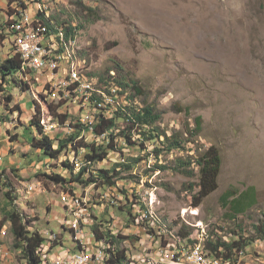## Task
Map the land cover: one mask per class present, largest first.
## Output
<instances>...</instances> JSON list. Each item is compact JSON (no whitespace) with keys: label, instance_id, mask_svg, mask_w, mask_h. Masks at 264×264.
<instances>
[{"label":"rangeland","instance_id":"1","mask_svg":"<svg viewBox=\"0 0 264 264\" xmlns=\"http://www.w3.org/2000/svg\"><path fill=\"white\" fill-rule=\"evenodd\" d=\"M22 1L26 3L27 0ZM13 3L17 10L21 9L18 0H0V23L5 20L8 5ZM38 9L44 11L45 18L52 17L58 28L62 23L80 28L73 41L58 39V35L65 37L62 30L48 29L47 35H53L47 36V49L60 55L51 86L56 81V87H63V79L68 80L72 72L82 79H94L92 102L104 94L115 114L120 106L126 105L131 92L134 107L149 105L160 113V120L153 128L183 141L184 148L163 151L157 156L153 149L156 145L162 146L164 136L160 141H152L149 138L152 127L147 125L142 136L136 131L130 133L131 143L127 144L122 138L115 140L120 153L110 152L106 160L88 165L91 173L97 174L100 169H110L121 163L117 167L118 176L113 178V192L124 199L127 216L139 225L125 229L121 235L133 237V230H141L142 226H146V233H153L154 225L166 241H192L194 235L205 229L209 232L205 235L207 244L218 240L229 243L237 240L238 235L244 236L250 246L234 249L237 264H264V239H249L256 232L255 225L264 221V0H34L24 11L25 35L34 26ZM45 28L36 29L42 33ZM10 41H0V63L11 55L18 37L14 46ZM31 72H18L15 78L24 82L35 79L31 86H38L37 81H40L37 91L47 96L45 85L51 80L50 73L37 76L36 71ZM105 72L103 76L96 75ZM116 77L129 85L122 86ZM133 83L141 89L140 93H135ZM4 88L3 96H9L6 93L9 92L11 102L8 103L9 100L0 93V170L3 173L0 176V218L7 205L6 183L11 182L17 194L15 206L24 214L28 228L58 231L62 215L72 209L73 216L84 214V217H77V220L69 217V225H76L77 236H69L68 245H77V237L85 236V223H89L86 226L88 242L97 251L102 239H96L92 226L100 224V218L107 216L105 227L114 232L118 229L115 213H110L116 208L111 206L110 200L99 199L109 184L101 178L98 182L91 181L88 171L80 182L68 181L66 185L36 177V171L50 173L41 169L56 168L65 161L74 171L63 166L59 168L63 167L62 173L70 178L88 164L85 154L90 151L78 149L77 155L74 150L68 155L63 151L61 161L55 159L43 167L39 162L45 156H40L39 149L31 145L33 139H39L41 135L30 124L37 111L40 120L39 114L44 107L37 105V110L31 92L23 91L18 84ZM113 90H116V96L112 95ZM39 100L42 102V97ZM50 100L54 102L52 96ZM94 104L88 106L90 116L99 112ZM60 106L58 111L63 112L64 103ZM45 112L48 116L47 109ZM66 113L69 115L67 123L63 127L58 124L54 133L63 130L67 133L65 136L81 131L75 141L102 144V141H91L96 139L91 127L82 130L80 118ZM11 114L16 120L15 127L8 124ZM197 116L201 118V127L198 134L192 136L190 129L194 128ZM54 122L60 123L53 119L51 124ZM119 122L117 119V124ZM51 124L42 127L44 133L50 134ZM118 130H112L113 134L116 135ZM110 131L106 130L104 136L107 137ZM140 141L144 147L136 150ZM211 146L219 150L222 159L218 187L195 207L193 195L199 189L198 166L193 164L190 168L194 173L187 175L183 169L175 168L177 158H196ZM137 157L142 159L133 167L128 164L121 168L129 159ZM33 165H37L34 173ZM153 165H165L166 168L154 169ZM40 188L45 192L40 193ZM60 192L67 193V199L62 201L64 206ZM224 192L237 196L246 192L247 197L255 194L256 203L244 213L235 214L230 206L223 204L221 196ZM81 196L83 203H79ZM246 203L248 200L244 198L239 202L240 206ZM127 207L130 211L133 207V214ZM183 211L186 223L182 218ZM164 216L175 222L183 221L184 227L189 229L184 230L174 221L170 226ZM156 221L160 222L159 226ZM61 223L68 226L67 221ZM172 235L176 239L170 240ZM64 236L67 240L68 232ZM58 240L52 233L48 246L43 242L44 264H53L51 255L56 253V246H49ZM118 240L115 246L124 249L127 259L134 264H142V258L150 248H162V240L140 239V248L129 254L125 239ZM13 243L10 223H6L0 234V246L5 252L4 258L0 257V264H25L21 250ZM104 245L106 250L109 245ZM161 259L162 251H155L145 264H159Z\"/></svg>","mask_w":264,"mask_h":264},{"label":"trees","instance_id":"2","mask_svg":"<svg viewBox=\"0 0 264 264\" xmlns=\"http://www.w3.org/2000/svg\"><path fill=\"white\" fill-rule=\"evenodd\" d=\"M14 1V0H12ZM36 2H39V0H36ZM19 6H20V10H22V15H24V11L26 9L25 6H27V2L25 3L24 1L18 0ZM10 5V4H9ZM11 7V6H9ZM20 10H13V9H8V13L9 16L13 17V20H20ZM45 17L44 16V11L42 9H38L37 14H36V22H33L34 26L37 27H47L51 28L52 25L48 22H45V24H43V20L39 17ZM40 19L42 21H40ZM62 30L65 33V36L67 38H75L76 36V32L78 29H80L79 27H74L71 26L70 24H65L62 23ZM1 28H3V26H0ZM47 27L45 28V30L42 33H45L46 36H52V34H48V29ZM53 28V27H52ZM13 32L11 29H8V27H4V29L2 30V32L0 33V41L3 42L7 37H9L10 35H12ZM49 38V37H48ZM55 38V37H54ZM57 38L61 39V38H65L62 35H58ZM66 39V38H65ZM17 40V37H13V46L15 45ZM19 71H22V60L20 59V56L15 54V55H11L8 56L5 60L2 61V63H0V73H1V78H0V91H3L5 89H3V83H5L8 88L10 89L11 87H13V85L18 84L19 87L21 86V89L23 91H26L29 89V85L31 86V84L34 83L35 79L33 80V78H30L27 82L24 81H20L19 79L15 78V74L18 73ZM34 72H31V75H33ZM117 82H119L122 86H128L129 82H126L122 79H117ZM134 87V88H133ZM133 89L135 90V93H140L141 89L138 87L137 84L133 83ZM32 88V87H31ZM8 89V91H9ZM32 92V99L36 100L37 103L41 106L44 107V109L42 110L41 108V115H46L45 110L47 109L48 112V116H51L52 119H56L58 120L60 123H65L66 119L68 118V113H59L58 112V108L60 107L61 104H57V106H55L54 108V104L52 103H48L47 100L44 98L42 93H36L31 89ZM131 92L129 93V95L127 96V101H126V105L124 106H120L119 109L117 110L116 114L114 117L112 118H106L104 117L101 113H99L97 116H99L100 118H105L104 121H100V131H106V130H118V133L115 135L113 134L114 132L110 131L111 133L108 134L107 138H108V145L101 151V152H97L98 150H100L102 148V144L100 145H96L95 142H87L86 144L83 142V140L80 141L77 140L75 141L77 138V135H70L67 137H62V135H56L55 138L58 140L59 144L55 149L51 148L52 145V140L48 138V136H42L39 139H33L31 145L33 147L36 148H41L43 150V154L45 156H53V157H57V156H61V154L63 153V151L68 155V153L71 150L75 151V155H77V150L78 149H83V148H87L90 152L85 154L86 157V162L88 161V164L85 166H82L79 171L77 172L76 175H73L70 178H66L64 176H62V174H60L59 172H55L52 171L51 173H46V172H40V171H36L34 174L36 177H39L40 179H47L53 183H58V184H65L68 181H77L80 182V179L82 178V176L85 174V172L88 171L89 176H90V180L92 181H96L98 182V179L101 178L103 179V181H107L108 184H111L113 181L111 177L115 176V174H111L110 176L107 175L109 173L108 169H104V170H99L97 172V174H92L91 171L89 170V166L90 163L92 162H101L103 160H106V158H108L110 152H119L118 148H117V144L115 142V140L117 138H122L124 142H129L130 141V133L132 131H137L135 130L136 127H132L131 129H128V125L129 124H133L135 123V119L136 122L138 123V128L142 129V132L144 133L142 128L143 124H149L151 125V130H150V136L149 138L152 141H160L162 135L164 136V140H161V145L162 146H155V149L153 150V152H156L158 155H160L159 153L163 152V151H171L172 149H180V148H184L183 144H182V140L176 138V137H171V136H165L163 131H160L159 128H153L154 124L160 120V113L158 111H155V108L153 106H149L146 105L142 108H136L133 105V96L131 97ZM135 95V94H134ZM42 97V102H39V98ZM136 99V98H134ZM11 101V97H10V93L9 96H7V99ZM8 101V102H9ZM49 105V106H48ZM37 108V106H36ZM38 110V108H37ZM51 110H53L52 112H50ZM141 110V111H140ZM134 111H139L135 113V119H134ZM67 114V115H66ZM67 116V118H66ZM62 119V120H61ZM117 119L120 120L119 124H117ZM40 120H38V114L34 115L31 121L32 127H36L37 130L40 132ZM117 125H120V127H118ZM41 126V125H40ZM201 127V118L200 116H197L196 120H195V126L193 129H190V135L194 136L196 134H198L199 129ZM42 128V126H41ZM74 128L78 129L79 126H74ZM80 129V128H79ZM43 130V128H42ZM160 131V132H159ZM96 133V132H95ZM76 136V137H75ZM14 137V136H13ZM14 138H12V140H14ZM159 139V140H158ZM71 141V144L68 146L67 141ZM80 142V143H79ZM128 144V143H127ZM70 147V148H67ZM78 147V149H77ZM67 149V150H66ZM76 149V150H75ZM120 153V152H119ZM118 164L120 165L121 163H117V166H115V168L118 170ZM193 164H196L198 166L199 169V189L198 191L193 195V205L195 207L199 206L201 204V202L203 201V199L208 196L211 192H213L217 187H218V175L220 173L221 170V166H222V159L219 153V150L215 147V146H211L209 147L207 150H205L202 154H200V156L194 158L193 156H187V158H177V165L175 166V168L178 169H183V171L187 174V175H192L194 173L193 169L190 168ZM166 168L165 165H156L154 166L155 168ZM68 169L70 168L71 170L74 171L73 166H69L67 167ZM82 168H84L83 173L80 171ZM114 171V169H113ZM2 170H0V176L2 175ZM74 174V173H73ZM75 177V178H74ZM38 180V179H37ZM103 182V183H104ZM106 183V182H105ZM67 184V183H66ZM65 184V185H66ZM7 186V190L4 192V196L7 200V205L5 206L6 208L2 209V217L0 218V233L3 230L4 226L6 225V223H10V230L11 233L13 234L14 237V243L13 246L17 249H20L23 255V258L25 260V264H44V259L41 255L42 253V245L43 242H45V245H47L46 241L48 240V234L54 233L58 236V241H66V238L64 236V233L68 232V236H70L72 238L73 236V231L70 230V227H68L67 225L63 224V223H59V230H48L46 229V235L44 232V235L40 234L38 230H31L30 228L27 227V220L23 217L22 213L16 208L15 206V200L17 199V194L15 193L16 189H14L13 187V183L8 182L6 183ZM191 187V186H190ZM247 199L248 203L243 204L240 206L239 202L242 199ZM129 199V198H128ZM221 199L223 201V204L225 206H230L231 209L233 210V212L235 214H240V213H244L248 208L252 207L255 203H256V198H255V194L250 195V197L246 195V192H242L240 193L238 196L236 195V193H231V192H224L221 196ZM230 199V200H229ZM228 201V202H227ZM140 209V208H139ZM138 209V212L140 214V210ZM131 214H133V207L131 209V211L129 212ZM31 221V220H30ZM84 222H81V225H83ZM156 225L159 226L160 222L156 221L155 222ZM134 226H139L138 223L136 221L133 222ZM93 232H94V236L96 237V239L100 240H104L109 247H107V257L101 261L104 262V264H134V262H131L130 260L127 259L126 255H125V250L121 249L118 246H115L116 242H118L119 238L124 239V238H132V235H125L122 236L121 234L124 232H114L111 231L109 228L104 227V229H101V224H97L94 225L92 227ZM118 230V229H117ZM255 234L253 236H251V238H249L250 240L252 239H257V238H263L264 239V221H262L261 223L255 225ZM115 233V234H114ZM237 235V234H234ZM238 239L236 240H232L229 243H226L224 241L218 240L215 243L213 242H208V246L213 250V251H219L218 248L220 246H223L224 251L222 252L223 255L229 257L230 255H232V250L233 249H241V248H245L248 244V239L244 238V236H239L238 235ZM68 239H70L69 237H67ZM67 239V240H68ZM253 240V241H254ZM58 241H55L54 244L50 243L49 247H55L59 244ZM72 245V244H71ZM111 252H110V251ZM109 252V253H108ZM124 261H127L124 263ZM51 262H49L48 264H50Z\"/></svg>","mask_w":264,"mask_h":264},{"label":"built area","instance_id":"3","mask_svg":"<svg viewBox=\"0 0 264 264\" xmlns=\"http://www.w3.org/2000/svg\"><path fill=\"white\" fill-rule=\"evenodd\" d=\"M12 9L14 3L10 5ZM11 20V22H10ZM24 15L20 10V20H13V16L10 17L6 14L4 22L0 24V33L4 27H10L13 32L12 37H18V45L14 48V53L19 54L22 62H28L32 65V70H36L37 76H47L49 74V67L51 64V54L47 52V36L45 33H39L36 30V40H29V36L25 35L23 31ZM37 64H44V71H37ZM84 89L91 81L88 78L83 77ZM53 88L54 108L57 103H64L63 112H70L71 116L79 117L82 122V130L85 127H92V132H96V139L91 141H102V148L97 152H101L108 145V138L104 136V131H100V121H104L105 118L99 116H90L88 113V106H93V102L90 99L75 100V93H77L74 86V79L70 80L63 87H56V81L54 86H46ZM99 99H104L102 95H99ZM106 100V99H104ZM51 110L50 112H52ZM54 130H50V133ZM58 134H62L64 137V131H57ZM81 132V131H77ZM85 144L87 142H84ZM135 149V146H134ZM132 158V153H130ZM123 160V155L122 159ZM37 166V165H36ZM35 169V168H34ZM146 169V168H145ZM82 173L84 168L80 170ZM115 179H113L114 181ZM137 190V189H136ZM45 192L44 188H40V193ZM59 198L62 203L64 199H67V193H59ZM99 199L110 200L112 207H115V219L118 220V230L116 232H124L125 229H133L132 217H128L126 210H124V199L119 198L116 192H113V183L109 184L107 188L103 190V196ZM79 203H83V196L80 197ZM86 205V203H84ZM67 214L63 216L61 221H67L68 227L73 231V235H76V225H69V217H84L73 216L72 209H67ZM125 214V218H121L120 213ZM184 212V211H183ZM192 212V211H191ZM198 221V220H197ZM101 229L107 224V216L100 218ZM150 225H153L150 223ZM86 226L89 223H85V237H77V245H68L66 241H58L56 246V253L51 255V261L53 264H104V262H98L96 258V250L94 245H90L88 242V235L86 234ZM115 232V233H116ZM114 233V234H115ZM47 233L45 232V235ZM205 235H209L207 229L205 232L194 235L192 241H166L162 234H158L153 225V233H146V226H142L141 230H133L132 238H124L125 246H129V254L140 248V239L149 240H162V248H150V252L146 257L142 258V264H145L150 258L151 253L155 251H162V259L159 264H237L234 259V249L232 255L229 257L223 255L224 248L220 246L219 251H213L207 243H205ZM77 236V235H76ZM48 240L50 241V234H48ZM48 243V241H46ZM5 252L0 246V257L4 258Z\"/></svg>","mask_w":264,"mask_h":264},{"label":"clouds","instance_id":"4","mask_svg":"<svg viewBox=\"0 0 264 264\" xmlns=\"http://www.w3.org/2000/svg\"><path fill=\"white\" fill-rule=\"evenodd\" d=\"M22 1V0H21ZM40 1V0H39ZM27 2V6H25V7H28L29 5H31L32 3H34V0H27L26 1ZM8 6H10V5H8ZM10 9H12L11 7H9ZM8 8V9H9ZM8 13V11H6V14ZM8 15H9V13H8ZM42 20H43V22L45 23V22H48V23H50L51 25H52V27L51 28H48L47 27V25H46V27H47V29H51V30H55L56 32H58L59 30H62V28H58L57 27V25L55 24V22L52 20V17H49V18H45V17H41V16H39ZM10 22H11V20H10ZM2 23V22H1ZM0 23V24H1ZM56 28V29H55ZM8 29H10V27H8ZM62 32L64 33V31L62 30ZM13 35V34H12ZM12 35H10L9 37H7L3 42L5 43V41L7 40V39H9V40H11L10 41V43L11 42H13V40H12ZM64 36H65V33H64ZM65 38H66V40H71V41H73V39H75V38H67L66 36H65ZM3 43V44H4ZM10 54L13 56V55H15V53H14V48H13V51H11L10 52ZM11 55H9V56H11ZM17 55H19V54H17ZM8 57V56H7ZM21 59V58H20ZM107 72H105V73H98V74H96V75H101V76H103L104 74H106ZM109 73V72H108ZM34 77V76H33ZM101 78H103V77H101ZM41 79V78H40ZM39 79V80H40ZM117 79H119L118 77H116L115 78V80L117 81ZM38 82V86H41V83H40V81H37ZM3 85V89H5L4 87H6L7 85L5 84V83H3L2 84ZM38 86H34V87H32V86H30L29 85V89L28 90H26L25 92H31V89L33 90V91H37V89L39 88ZM32 87V88H31ZM134 88V87H133ZM3 92H4V90H3ZM7 93V95H9V92H6ZM31 94H32V92H31ZM2 96H3V93H2ZM4 97V96H3ZM4 99L6 100L7 99V97L5 96L4 97ZM34 102H35V106H37V105H39L38 103H37V101L36 100H33ZM11 101H9L8 103H10ZM13 103V102H12ZM49 106V105H48ZM142 108L143 107H141V110H142ZM140 110V111H141ZM15 112V111H14ZM136 112H139V111H134V119H135V113ZM37 114H38V111H37ZM13 114H11V121L10 122H8V124L9 125H11L12 127H15L16 126V120H15V118H13V116H12ZM40 116H41V114H39ZM62 120V119H61ZM147 125H149V124H143L142 125V128H144L145 129V127L147 126ZM136 127V129L135 130H137L136 132H138V133H140V135L143 133L142 132V129H140V128H138V123L136 122V119H135V123H134V125L133 124H129L127 127H128V129H131L132 127ZM39 127H40V132L38 131V133L41 135V137L42 136H48V138L49 139H51L52 140V145H51V148L52 149H55L57 146H58V144H59V142H58V140L55 138V136L56 135H58V134H56V133H54V132H52V133H50V134H47V133H44V131L42 130V128H41V126L39 125ZM78 134V132H74V133H72V134H69V135H65L64 137H67V136H70V135H77ZM61 135V134H60ZM142 136V135H141ZM76 137V136H75ZM71 141L72 140H70V141H67V144H68V146L71 144ZM142 141V140H141ZM140 141V143H139V145H137L136 146V150H137V148L139 147V148H143L144 147V144H143V142H141ZM80 143V142H79ZM56 145V146H55ZM67 148H70V147H67ZM39 149V155L40 156H45L44 154H43V150L41 149V148H38ZM77 149H78V147H77ZM76 150V149H75ZM154 150V149H153ZM155 154V153H154ZM157 156H159V155H157ZM156 156V157H157ZM0 157H1V155H0ZM60 158V155L59 156H57V157H53V156H45L44 158H43V160H41L39 163H41L42 162V165H43V167H45V166H48V165H44V164H46V163H48V162H50V161H55V159H59ZM142 158H139V157H137V158H134V159H129V162L127 163V164H123L122 166H121V168H123L125 165H131V167H133V164H135V163H137V162H139L140 160H141ZM143 159H148V158H143ZM60 160V159H59ZM58 160V161H59ZM57 161V160H56ZM61 161V160H60ZM61 162H63V164L61 163ZM60 163H59V165H57L56 166V168H54V167H49V168H44L45 170H42L41 169V171H50V173L52 172V171H55V172H58L59 170H60V166H63V167H69L68 166V164H67V162H65V161H61ZM31 165V164H30ZM35 166L36 165H33L32 166V169H33V173L35 172ZM63 167H61V168H63ZM126 167H128V166H126ZM153 168H154V165L152 166ZM52 169H57V170H52ZM113 169H114V171H113ZM62 171H63V169H61ZM101 170H104V169H101ZM109 170V173L107 174V175H109L110 176V174H115V176H112L111 177V179L114 177V178H116L117 176H118V174H119V170H117L115 167H112V168H110V169H108ZM63 174V173H62ZM152 174V173H151ZM62 176H64V174L62 175ZM65 177V176H64ZM72 177V176H71ZM75 178V177H74ZM73 181H75V180H73ZM113 181V180H112ZM29 183H31V182H29ZM28 183V184H29ZM106 183H107V181H106ZM113 184H115V182L113 181L112 182ZM66 184V183H65ZM108 184V183H107ZM27 187H28V185H27ZM158 191H159V189H158ZM26 192L27 193H33V192H29V191H27L26 190ZM158 198H159V196H158ZM159 203H160V199H159V202L157 203V207H158V211H159ZM63 204V203H62ZM63 206H64V204H63ZM127 211L128 212H130V210H129V208L127 207ZM192 211V210H191ZM184 213L185 212H183V214H182V216L184 215ZM66 214V212L62 215V217H61V220L63 219V216ZM193 214V213H192ZM22 215H23V217L25 218V216H24V214L22 213ZM162 215V214H161ZM194 215H198V213H195ZM120 216H121V218H125V215H124V213H120ZM166 219H167V221H168V223L170 224V226H171V224H172V221H174V220H169L166 216H164ZM183 218V221L186 223V219L184 218V216L182 217ZM183 221H174L175 222V224L176 225H181V227L183 226V229L185 230H188L189 228L188 227H184V225H183ZM60 223H61V221H60ZM188 224V223H187ZM94 225H97V224H94ZM93 225V226H94ZM189 225V224H188ZM92 226V227H93ZM191 226V225H190ZM191 229V228H190ZM46 230V229H45ZM45 230H38L39 231V233L40 234H42V235H44V232H46ZM3 231V230H2ZM1 231V232H2ZM1 234V233H0ZM69 237V236H68ZM236 237V236H235ZM258 239V238H257ZM260 239H263V238H260ZM233 240H235V239H233ZM69 241V239L68 240H66V242H68ZM232 241V240H231ZM247 246H250V245H247ZM6 250V249H5ZM7 251V250H6ZM3 258V257H2Z\"/></svg>","mask_w":264,"mask_h":264},{"label":"bare ground","instance_id":"5","mask_svg":"<svg viewBox=\"0 0 264 264\" xmlns=\"http://www.w3.org/2000/svg\"><path fill=\"white\" fill-rule=\"evenodd\" d=\"M26 17H27V14H26ZM37 28L41 29L42 26L37 27ZM36 30L37 29H36L35 26H32L31 27V29L29 30V32L27 34V36H29V40H36ZM17 45H18V43H17ZM57 50H58V48H57ZM57 50H56V52H57ZM47 52L50 53V51H48V49H47ZM50 54H51V64H52V66H50L49 68L55 72V68L58 65V62L60 61V55H58V54H52V53H50ZM25 64H27L28 66L32 67V65L31 64H28V62H25ZM43 68H44V64H37V69H43ZM19 73H21V71H19ZM72 79H74V86L76 87V90H77V93H75V96H76L77 100L90 99V96H91V98L94 97L93 96V93L95 91V88H94V79L90 80L91 83H89L88 84V87H86V91L83 90L84 89V81H83V79L76 72H72L71 73V76L69 77L68 80L67 79H63L64 86L67 83H69L70 80H72ZM91 88L93 90V93H92ZM115 91L116 90H113V93H112V95H114V96H116ZM38 93H40V92H38ZM102 97L104 99H106L104 94L102 95ZM44 98L49 103V101H48V99L46 98L45 95H44ZM104 99L94 100L93 103H95L94 105H96L98 107L99 113H101L104 117H106V118H112L115 115V111L112 110V108H111L112 106L110 105L109 100H107V99L104 100ZM91 100H93V99H91ZM52 104H54V103H52ZM57 104H62V103H57ZM59 113H63V112H59ZM64 113H66V112H64ZM41 116H46V115L43 114ZM66 118H67V116H66ZM91 130H92V127H91ZM76 202H78V200H76ZM79 237H85V236L81 234ZM173 239H176V238L173 236L172 239H170V240H173ZM176 241H178V240H176ZM104 244H107V243L105 241L101 240L100 241L101 248L96 251V258H97V261L98 262L103 261L107 257V250H105L106 247H105ZM139 264H141V263H139Z\"/></svg>","mask_w":264,"mask_h":264},{"label":"crops","instance_id":"6","mask_svg":"<svg viewBox=\"0 0 264 264\" xmlns=\"http://www.w3.org/2000/svg\"><path fill=\"white\" fill-rule=\"evenodd\" d=\"M25 70H29L30 72L31 71H36V70H32V67H30V66H28L27 64H25V62H22V71H21V74L22 73H24L25 72ZM37 71H44V68L43 69H37ZM36 73V72H35ZM49 73H50V81L49 82H47L46 83V86H51V83H54V79H55V76H56V74L57 73H55L53 70H51L50 68H49ZM49 78H47V79H49ZM62 79H63V77H62ZM61 79V80H62ZM60 82V81H59ZM32 87H34V86H32ZM34 92H36V91H34ZM38 92V91H37ZM0 93L2 94L3 93V91H0ZM45 93H46V98L48 99V101L49 102H51V103H54V102H52L51 100H50V98H51V96H53V92H52V87H46V89H45ZM97 114H99V112L97 113ZM96 114V115H97ZM68 118H69V115H68ZM68 118L66 119V122L65 123H56V122H54V123H52L51 124V121L53 120L52 119V117L51 116H41V118H40V125L41 126H49V124H51L50 126H51V129L50 130H52V129H55L57 126H58V124H60L62 127H63V125L64 124H66L67 123V120H68ZM42 120V121H41ZM45 121H47V122H45ZM83 150H85V148H83ZM75 153V152H74ZM75 158H77V157H75ZM79 159V158H78ZM1 160H2V158L0 157V162H1ZM77 164H79L78 162H77ZM80 165V164H79ZM40 167H42V166H40ZM43 168V167H42ZM41 169V168H40ZM59 173H61L62 174V170H61V168H60V170L58 171ZM63 175V174H62ZM66 214H67V212H66Z\"/></svg>","mask_w":264,"mask_h":264}]
</instances>
